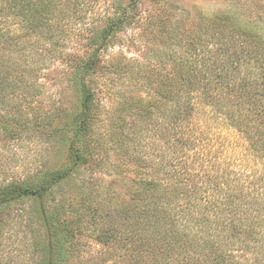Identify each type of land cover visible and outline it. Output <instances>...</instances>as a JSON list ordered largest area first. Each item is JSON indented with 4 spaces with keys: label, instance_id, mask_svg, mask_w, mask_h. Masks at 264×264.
<instances>
[{
    "label": "trees",
    "instance_id": "trees-1",
    "mask_svg": "<svg viewBox=\"0 0 264 264\" xmlns=\"http://www.w3.org/2000/svg\"><path fill=\"white\" fill-rule=\"evenodd\" d=\"M142 1H118L110 23L94 34L92 54L75 64L79 105L52 130L65 146L64 160L0 186V211L29 201L40 206L36 264H67L85 232L95 234L109 256L111 249L122 250L118 255L130 264H264V11L223 27L219 23L227 13L214 16L217 22L203 17L178 26L186 50L176 60V72L147 97L119 104L110 117L115 120L108 142H100L95 124L103 107L91 85L105 68L100 51L136 19ZM258 2L264 7V0ZM81 4L0 0V101L15 84V72L26 78L36 71L34 65H15L26 44L21 40ZM127 116H134V126L146 124L145 136L124 131ZM49 118L37 117L43 119L37 124H50ZM154 132L157 141L149 139ZM143 141L150 153L137 149ZM109 145L118 156L146 166L137 171L129 200L92 205L88 188L90 193L61 207L65 217L50 208L47 200L62 182L104 165L102 152ZM86 180L89 187L92 181Z\"/></svg>",
    "mask_w": 264,
    "mask_h": 264
},
{
    "label": "rangeland",
    "instance_id": "rangeland-1",
    "mask_svg": "<svg viewBox=\"0 0 264 264\" xmlns=\"http://www.w3.org/2000/svg\"><path fill=\"white\" fill-rule=\"evenodd\" d=\"M118 1L127 2L81 0L83 4L73 5L66 14L59 12L44 27L37 25L32 29L29 39L21 40L26 44L17 53L15 65L21 68L34 65L36 71L26 78L24 73L15 72V84L0 101V186L34 176L64 160L65 146L52 130L63 126L77 109L80 93L74 81L75 64L92 54L96 47L92 44L94 34L110 23ZM259 8L264 11L258 0H143L136 19L125 24L100 51L105 68L93 77L91 84L103 107L95 124L100 136L97 139L108 142L115 120L110 117L114 118L113 112L120 105L128 104L135 95L147 97L161 79L176 72V60L186 50L180 43L181 36L175 32L178 26L189 27L203 17L214 18L220 13H227L219 23L222 27L228 22L242 23ZM11 115L22 117L16 119ZM47 116L50 124H37L43 121L37 117ZM133 117H128L124 131L144 135L146 124L134 126L137 122ZM151 127L153 131L158 128ZM149 139L157 141L159 136L154 132ZM144 141L142 148L137 149L148 153ZM108 148L102 152L105 158L102 167L81 170L62 182L47 205L59 208V214L65 217L66 211L61 207L90 193L88 188L92 191V205L100 202L115 205L121 197L128 201L131 185L139 179L137 171L146 166L126 155L118 156L120 152L110 149V145ZM88 178L92 181L89 187ZM116 193L120 195L117 197ZM39 213L40 206L32 201L0 211V264H36L39 254L35 248L42 233ZM89 233L77 238V249L67 264H130L118 255L122 253L120 249H111L110 256L107 255L105 246L96 241L95 234Z\"/></svg>",
    "mask_w": 264,
    "mask_h": 264
}]
</instances>
